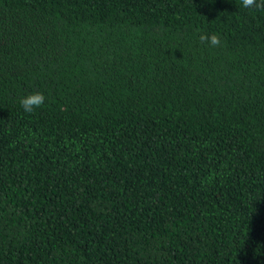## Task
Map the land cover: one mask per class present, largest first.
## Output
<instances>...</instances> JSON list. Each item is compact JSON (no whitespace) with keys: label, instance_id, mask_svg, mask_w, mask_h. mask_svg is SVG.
<instances>
[{"label":"trees","instance_id":"1","mask_svg":"<svg viewBox=\"0 0 264 264\" xmlns=\"http://www.w3.org/2000/svg\"><path fill=\"white\" fill-rule=\"evenodd\" d=\"M0 264H264V8L0 0Z\"/></svg>","mask_w":264,"mask_h":264},{"label":"clouds","instance_id":"2","mask_svg":"<svg viewBox=\"0 0 264 264\" xmlns=\"http://www.w3.org/2000/svg\"><path fill=\"white\" fill-rule=\"evenodd\" d=\"M241 6L245 9H261L264 8V0H241ZM199 39L202 43H207L210 47H220L222 40L216 33L201 34ZM46 97L42 92H31L24 97H21L19 104L26 114H33L37 109H40L45 103Z\"/></svg>","mask_w":264,"mask_h":264}]
</instances>
